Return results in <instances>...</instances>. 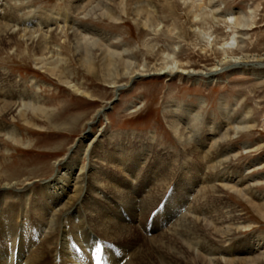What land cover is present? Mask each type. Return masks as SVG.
I'll use <instances>...</instances> for the list:
<instances>
[{
    "label": "bare ground",
    "instance_id": "bare-ground-1",
    "mask_svg": "<svg viewBox=\"0 0 264 264\" xmlns=\"http://www.w3.org/2000/svg\"><path fill=\"white\" fill-rule=\"evenodd\" d=\"M169 1L135 0L134 19L144 28L161 30L160 21L156 22L161 11L158 2L168 4ZM181 1L187 5L193 21L204 19L197 8L201 9L206 0ZM207 1L219 11L216 0ZM114 2L70 0V7L85 18L98 15L117 21L120 16ZM30 6L27 0H0V50L26 43L27 52L28 47L32 49L34 63L63 81L65 75L61 79L63 72L59 68L66 56L55 44L57 36L62 35L70 41L78 61L88 71L95 70L98 54L101 69L107 70L109 76L116 73L113 71L119 62L121 71L130 75V79L145 75L142 73L145 66L139 69L135 63L121 59L128 48L123 44L126 51L115 50L117 47L109 43L110 36L102 29L78 23L73 18L69 20V11L36 10L35 17H30ZM118 6L126 12L128 0H119ZM240 15L236 19L240 26L250 27L245 14ZM227 22L233 24V18L228 16ZM42 26L45 28L38 29ZM82 28L95 32L106 44L86 38L79 32ZM198 30L207 36L204 29L198 27ZM233 41L221 47L225 55L222 61L234 60L236 66L254 65L261 69L257 71L263 77L264 55H229L233 53L230 48L235 45ZM96 45L98 50L94 54ZM166 56L171 62L159 63L155 72L170 76L180 73L203 83L217 81L213 76L219 72L221 63L210 71L190 70L178 65L171 55ZM63 82L82 92L71 80ZM31 84L30 87L0 71V136L16 143L21 137L16 118H25L29 111L45 112L41 94L36 90L41 84L36 81ZM166 108L167 120L175 135L187 139L193 146L182 158L164 156L166 151L159 148L160 154H155L149 147L140 145L128 151V141L114 133L108 136L102 133L103 138H108L107 145L98 136L85 144L92 136L88 132L72 146L65 162H60L62 170L33 195L31 190H28L30 193L21 188L17 190L16 186L23 183L12 184L0 169V264H264L263 236L249 238L244 244L233 241L241 229L250 225L224 196L226 189H230L256 209H259L257 200L264 206V194L254 189L264 174L245 172L264 165V159L254 160L244 170L231 167L239 156L233 137L253 125L226 109L222 112L223 119H215L192 103H173ZM9 119L17 122L10 125ZM194 136L197 141L193 143ZM243 148L253 150L251 144ZM83 157L88 160L85 164L81 161ZM123 165L132 175L125 174ZM26 186L27 183L22 185ZM10 192L13 199L4 201ZM164 199L155 216L159 220L153 219L151 227H144L149 215ZM138 210L144 218L142 225L136 217ZM221 238L228 242L227 248L215 245Z\"/></svg>",
    "mask_w": 264,
    "mask_h": 264
},
{
    "label": "rangeland",
    "instance_id": "rangeland-1",
    "mask_svg": "<svg viewBox=\"0 0 264 264\" xmlns=\"http://www.w3.org/2000/svg\"><path fill=\"white\" fill-rule=\"evenodd\" d=\"M114 1L113 6L120 16L117 21L98 15L85 18L84 14L72 11L70 0H27L30 8L34 5L33 9L28 8L30 17L35 15L36 10L69 11V20L73 18L78 23L102 29L108 38L110 36L109 43L117 47L115 50L126 51L125 46L128 48L129 51L121 59L135 63L139 69L145 66L142 72L145 75L139 74L130 79V75L121 71L122 65L115 58L116 63L119 62L113 71L116 73L109 76L107 70L101 69L98 54L95 56V70L88 71L78 61L70 41L58 35L56 47H61L66 56V61L59 68L63 72L61 79L65 75L62 80H71L82 91L80 93L60 81L56 75L49 74L45 68L38 67L34 63L31 47L27 52L26 43L17 48L0 50V71H6L30 87L35 81L41 84L40 88L35 89L41 94L45 109L44 113L29 111L25 118L18 116V123L7 120L10 125H18L21 136L18 143L0 136L1 172L7 175L12 184L27 183L26 187L17 185L16 189L21 188L27 193L31 190L30 195H33L37 188L62 170L60 162H65L72 146L88 132L92 136L86 139L85 144L94 136L100 138L102 133L107 136L114 133L128 141V151L140 145L149 147L155 154L166 151L164 156L182 158L193 146L187 139L178 138L168 123L166 107L173 103L201 106L206 116L215 119H223L224 109L236 117L246 118L253 126L233 137L232 143L239 149V156L233 161L235 166L231 167L244 170L254 160L264 159V73L261 74L263 77L260 76L257 70L261 69L254 65L236 66L233 65L234 60L222 61L225 55L221 48L226 42L234 40L235 45L230 47L233 53L229 52V55H264V0H216L220 6L218 12L206 0L201 9L197 8L204 19L197 21H193L187 5L181 0H170L168 4L158 2L161 11L156 16V22L160 21L161 30L156 31L150 27L144 28L134 19L135 0H128L126 12L119 8V0ZM240 14H245L250 27H242L236 21ZM228 16L233 18L235 26L227 22ZM198 27L204 29L206 37L198 33ZM41 28L45 27H38ZM79 32L86 38L106 44L93 31L82 28ZM93 50L94 54L97 53L98 46H94ZM167 54L174 57L178 65L190 70L210 71L221 63L219 72L213 76L217 81L203 83L180 73L170 76L155 72L159 63L171 62L169 60L172 59L166 58ZM54 58L57 56L54 55ZM99 111L100 114L96 116ZM187 133L190 132L187 130ZM107 136L102 137L106 145ZM193 140L197 141V137H191L194 143ZM245 144H251L253 150L247 151L243 148ZM81 161L84 164L88 162L84 157ZM259 167L245 172L249 175L264 174V165ZM122 169L126 175H132L124 165ZM254 189L264 194V179L254 185ZM12 196L10 192L3 200L13 199ZM224 196L237 207L242 220L250 225L241 229L238 238L233 241L244 244L254 236L264 237V206L256 199L260 210L256 209L230 189H226ZM164 201L149 215L144 227H151L153 219L159 220L155 216ZM136 217L142 225L144 218L139 210ZM215 245L219 248L229 246L222 238Z\"/></svg>",
    "mask_w": 264,
    "mask_h": 264
},
{
    "label": "water",
    "instance_id": "water-1",
    "mask_svg": "<svg viewBox=\"0 0 264 264\" xmlns=\"http://www.w3.org/2000/svg\"><path fill=\"white\" fill-rule=\"evenodd\" d=\"M141 77H139L138 79H140Z\"/></svg>",
    "mask_w": 264,
    "mask_h": 264
}]
</instances>
